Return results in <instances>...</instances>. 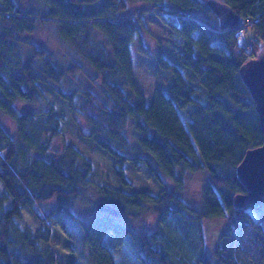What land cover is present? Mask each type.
<instances>
[{
	"label": "trees",
	"instance_id": "trees-1",
	"mask_svg": "<svg viewBox=\"0 0 264 264\" xmlns=\"http://www.w3.org/2000/svg\"><path fill=\"white\" fill-rule=\"evenodd\" d=\"M205 1L36 0L24 9L16 0H0V264H63L51 218L62 210V228L78 234L93 264H114L102 240L107 232L142 264H175L173 234L193 253L192 263L181 264H264V203L234 206V196L246 192L237 166L263 137L239 69L264 47V0H223L245 18L244 26L253 27L255 36L247 43L241 42L247 28L221 29ZM146 12L157 14L177 36L184 49L176 57L201 88L162 52L152 56L143 43ZM49 20L93 74L79 60L61 65L46 46L28 38L38 22ZM136 36L140 52L174 77L169 93L156 88L149 105L132 78L130 44ZM80 72L95 90L75 86ZM44 87L81 114L89 126L85 135L114 159L116 185L95 183L92 159L74 144H58L63 117ZM78 95L84 96L79 104ZM129 161L142 163L162 188L156 194L128 190ZM204 170L201 201L188 203L179 192L185 175ZM93 185L123 209L121 218L98 211L88 219L74 211L72 205ZM51 200L57 203L46 210ZM148 206L155 229L149 222L135 225ZM24 207L38 227L20 222ZM224 217L228 225L209 251L203 221Z\"/></svg>",
	"mask_w": 264,
	"mask_h": 264
},
{
	"label": "rangeland",
	"instance_id": "rangeland-1",
	"mask_svg": "<svg viewBox=\"0 0 264 264\" xmlns=\"http://www.w3.org/2000/svg\"><path fill=\"white\" fill-rule=\"evenodd\" d=\"M24 9H29L32 6V2L36 0H16ZM42 3L39 2V5ZM42 6V5H41ZM40 6V7H41ZM145 30L143 33V43L150 49L152 56L156 55L158 52H162L171 62L176 63L184 76L190 80L192 83L201 88L200 79L194 75V73L185 65H183L178 58L176 53L178 51H183L184 47L179 44L176 40V35H171L170 28L161 22L157 14L154 12H146L142 14ZM170 21L177 24V16H170ZM57 22L55 20H49L47 22H38L36 29L33 34L27 35L28 38L33 39L39 44L46 46L55 56L57 62L61 65H68L72 60H79L83 63L85 69L93 74L92 69L84 63V61L78 57L70 49L66 41L58 32ZM255 36V31L252 26H249L245 33L241 36V42L247 43L252 37ZM138 36L130 44L131 51V62H132V78L137 84L140 91L144 94L146 104L149 105L152 102L154 90L158 87L163 88L165 91L170 90V85L173 82V73L171 71L163 70L154 60V57L147 56L140 52ZM24 50L27 47L23 45ZM76 87L88 86L94 89L92 83H90L86 73H77ZM47 98L55 105L56 112L61 114L63 117L62 122V135L59 136L58 144H74L76 147L81 149L88 157H90L94 163V171L92 177L95 183L110 182L114 185L117 184L114 172L112 169V163L114 159L101 150L94 141L85 135L89 131V126L82 118L81 114L75 111H71L65 100L57 96L48 87H44ZM95 90V89H94ZM0 94L2 90L0 89ZM201 99H205L203 94H199ZM84 101L83 95H78L77 102L82 103ZM208 103L207 99L204 101ZM191 110L193 107H189ZM187 113L184 114V118ZM185 121V120H184ZM125 171L131 186L128 190H146L153 194H156L162 185L154 180L143 166L142 163L137 166L132 165V162H127L125 165ZM207 177L206 171L189 172L185 175V181L181 188L180 195L188 203H200L202 195V186L204 184L205 178ZM165 182L169 186H173V182L166 179ZM55 200H51V203L47 204L46 210H50ZM100 201L107 200L96 187L89 186L86 188L85 196L79 199L75 205H72L74 211L78 214L83 215L86 218H91L98 213L97 204ZM116 206V205H115ZM118 207V206H116ZM122 215L124 211L122 208ZM39 211L43 212L41 208ZM24 218L20 222L29 224L32 228L39 226L40 222L28 207L23 208ZM65 215L64 210L59 213L53 214L51 216L53 224V233L56 241V248L59 252V257L63 264H93L92 256L90 255L87 248H85L80 240L78 234H70L66 229L62 228L60 224V219ZM264 215V209H263ZM121 218V217H120ZM228 217L217 219H204L203 229L204 235L207 239V249L209 251L213 250L215 246V240L221 235L223 229L228 225ZM135 225L140 224L141 226L150 223V228L155 229L157 226L156 217L153 214L152 208L150 206L146 207L141 215L135 221ZM225 225L222 227V224ZM208 225L210 228L208 229ZM171 252L173 254V259L175 264L181 263H192V255L190 248L185 242L177 237L175 234L171 237ZM103 243L107 246L112 254V259L114 264H142L137 258L133 250L124 244H117L114 236L107 232L103 236Z\"/></svg>",
	"mask_w": 264,
	"mask_h": 264
},
{
	"label": "water",
	"instance_id": "water-1",
	"mask_svg": "<svg viewBox=\"0 0 264 264\" xmlns=\"http://www.w3.org/2000/svg\"><path fill=\"white\" fill-rule=\"evenodd\" d=\"M205 2L218 17L221 29L240 28L245 25V18L235 12L226 1L206 0ZM239 74L255 102L263 134L262 143L247 149L237 166V176L246 192L234 196V206L244 208L248 205L259 206L264 203V47L255 57L240 66ZM97 209L115 217L122 215L121 209L106 201H100Z\"/></svg>",
	"mask_w": 264,
	"mask_h": 264
},
{
	"label": "built area",
	"instance_id": "built-area-1",
	"mask_svg": "<svg viewBox=\"0 0 264 264\" xmlns=\"http://www.w3.org/2000/svg\"><path fill=\"white\" fill-rule=\"evenodd\" d=\"M246 28H247L246 26H242V27H240V28H239L240 33H243V32L245 31Z\"/></svg>",
	"mask_w": 264,
	"mask_h": 264
}]
</instances>
